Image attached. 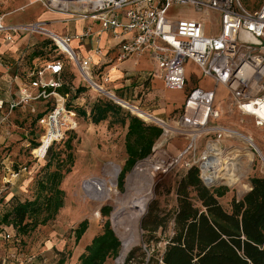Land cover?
Here are the masks:
<instances>
[{"label": "built area", "instance_id": "2783aa9c", "mask_svg": "<svg viewBox=\"0 0 264 264\" xmlns=\"http://www.w3.org/2000/svg\"><path fill=\"white\" fill-rule=\"evenodd\" d=\"M40 1L48 10L60 12L69 11V8H60L62 2H68L70 7L87 5L79 18L99 22L103 31L115 33V30H120L121 34L129 36L117 44L116 62L150 54L167 89L183 90L187 82L185 65L189 61L194 63L202 78L210 80L213 85L210 89L195 87L188 92L177 121V131L190 139L185 153L194 150L202 136L210 134L213 138L205 142L199 156L186 166L196 167L202 184L209 189H235L247 169L252 168L256 157L263 165L264 177V156L253 139L239 130L218 124L221 114L216 108L217 89L223 87L230 99L229 107L242 117L252 118L256 128L264 129V0L255 11L245 9L240 0ZM94 2L101 4L89 7V3ZM179 4L190 5L205 16L215 13L219 33L209 35L206 24L201 20H170L167 17L169 8ZM90 33L88 28L80 35L61 37L49 31L43 22L8 26L0 19V35L5 41L11 42L16 36L23 35L47 36L56 47L57 55L68 58L91 89L117 104L131 107L104 90L109 80L106 73L92 72L90 61L79 58L71 49V39L82 42ZM63 68L61 60L44 59V65L36 70L33 80L18 90L17 99L5 103L0 97V111L12 112L35 101H43L47 105L38 120L41 131L38 146L31 151L38 161L45 158L52 144L64 138L69 128L77 125L76 113L68 108L67 98L56 93L61 86L59 76ZM150 121L164 134L166 128H170L162 120L152 118ZM248 153L253 155L252 161H249ZM1 173H5L3 167H0ZM11 176L17 177L16 174ZM3 184L0 199L7 195L4 191L10 183L6 177ZM9 230L0 232L6 242L14 238ZM10 257L16 258L14 254ZM1 264H5V260Z\"/></svg>", "mask_w": 264, "mask_h": 264}, {"label": "rangeland", "instance_id": "374dc122", "mask_svg": "<svg viewBox=\"0 0 264 264\" xmlns=\"http://www.w3.org/2000/svg\"><path fill=\"white\" fill-rule=\"evenodd\" d=\"M8 1L10 0H0V18L6 13L7 5L5 4ZM240 1L248 11L257 10L263 2V0ZM40 4L42 5L41 1ZM68 8V12L51 11L70 14L73 15L74 18H78L79 14L85 11L83 6ZM167 17L172 21L182 19L201 20L206 24L209 35H216L219 33V21L215 13L210 12L205 16L197 12L195 8L190 5H172L167 12ZM4 21L7 22L8 20L5 19ZM37 40H40L39 45L41 42H47V47L43 49L44 54H52V57L60 56L57 55L56 52L50 51V48L53 50L54 47L51 45L52 41L47 36L40 35ZM60 60L63 62V66L70 65L72 67L70 68L74 70L75 81L73 90L77 88L84 89L76 98L73 94L74 91L71 90V94L68 98V101L74 107L77 125L76 128H69L66 131H71V152L74 163L71 167V172L63 177L59 186V188L64 191V206L52 220L48 221L44 226L40 224L37 225V227L27 235L20 236L18 242H6L1 239L0 264L3 260H5V264H60L59 260H63V264H76L77 244L75 243L74 230L83 220L88 222V231L82 240V244L88 243L95 235L101 233L106 221L109 222L110 228L121 243V238L117 234L116 226L111 219V215L124 208L126 212L119 215L116 220L125 218L126 214L130 211H128L129 206H124V204H127L126 202L132 203V201L134 202V200L143 196L141 186L143 182H145L143 177H147L144 172H140L138 177L132 178L131 176L127 181L125 177L122 190L118 188V176L122 168L121 161L125 157L124 136L126 128H123L119 124L109 123L110 119L96 126H92L89 117L78 115L77 109H88L92 99L97 97V93L82 81L80 75L75 71L68 58L62 56ZM187 69L189 84L187 83L184 90H188L191 87H201L202 83L200 84L198 82L202 77L198 70L191 65ZM225 92L223 87H218L217 103L219 102V104L216 108L221 114V119L218 124L237 128V130L245 135H249L257 145L262 156H264V129L256 128L251 120L229 109L228 105L230 99ZM117 94L123 96V93ZM146 104L151 107V110L162 109L166 105L165 97L162 95L153 99L149 98ZM131 105L136 106V104ZM42 109L43 107L39 106L34 114H41ZM140 110L142 111L143 109L139 106V111ZM124 111L136 116L129 108ZM149 114L152 115V113ZM152 116L161 119L170 129H168L166 134H164V132L162 133L161 137L153 145L149 156L154 153L153 150L158 143H160L159 149L167 154L169 158L172 156H180L181 153L186 150L190 140L186 134L177 131V129H179L177 128V121L180 116V109L172 110L169 115ZM138 118L141 119L140 117ZM141 120L146 124L154 125L151 121ZM35 121L34 115L31 117L30 114V117L27 116L25 119L23 118L18 121L17 128H3L4 130L0 128V137L6 134L5 141L2 143L0 142V167L4 168L5 177L11 176L12 174L17 175V177L13 179L14 190L12 194L9 193L5 195L7 200L14 196L16 199L23 202L25 200H33L39 194L37 183L42 181L46 174L45 165L47 160L37 161L33 158L32 152H30L32 144L38 141L39 135L41 134ZM2 132L4 134H2ZM212 138L210 134L202 136L201 139L197 140L194 150L186 152L177 163L171 164L168 167L164 178L158 183H155L151 188L148 203L138 219L135 232L137 242L131 246L121 263H116V261L121 253L122 243L118 256L108 259L105 264H151L152 262L154 264V262L158 260L166 239L172 233V213L176 206L175 190L177 183L189 169L186 164H190L193 159L197 158L203 150L205 142ZM67 153L68 151L64 149L62 144L57 145L55 147V162L52 161L48 171H54L57 165H61V161L65 162ZM166 160H168V158H166ZM262 172L263 165L260 159L256 157L252 168L247 169V172L235 186V189L232 191L229 189V191L219 199L221 206L225 210H228L231 200L233 198H240L243 190L250 188L251 178H264ZM107 190L116 191L120 199L118 198L112 203L107 202L100 204L99 198L97 197ZM4 203L5 202L0 203V211ZM152 206L155 208L157 207L159 212L165 213L168 216L166 218L167 222L164 231L160 229L156 232L153 235L151 243L148 244L149 237L142 229V220ZM7 208L8 207L5 206L4 210ZM105 208L110 209L109 215L106 217L101 215V211ZM122 219L120 221V226L123 224L126 225L125 220ZM9 231L11 236H13L14 231ZM52 240L54 241V245L50 248ZM11 254L16 256L14 260L11 259ZM129 256H132V258L127 262Z\"/></svg>", "mask_w": 264, "mask_h": 264}, {"label": "trees", "instance_id": "16d2710c", "mask_svg": "<svg viewBox=\"0 0 264 264\" xmlns=\"http://www.w3.org/2000/svg\"><path fill=\"white\" fill-rule=\"evenodd\" d=\"M46 44L47 42H41L42 48L38 49L36 57L60 60L61 55L52 57V54H44ZM51 45L54 48L53 50L50 48V51L55 52L56 47ZM70 67L64 66L59 76L61 86L56 89V93L66 97L68 108L74 110L68 101L75 81L74 70ZM73 91L76 98L84 89L77 88ZM45 106L47 105L44 103L43 111L39 115L29 112L31 117L34 115L37 127ZM123 109L119 104L100 94L92 99L88 109H77L78 115L89 117L91 124L97 125L110 119L109 123L127 126L124 136L126 158L118 176L119 190L123 188L126 175L135 164L151 154L153 145L163 133L158 126L146 124ZM70 134L71 131L66 132L61 141L52 144L45 158L40 160H47V163L46 174L43 180L37 183L38 196L23 202L14 196L8 200L5 197L1 199L0 203H5L0 211V232L4 229L14 231L12 242H18L20 236L27 235L37 225L44 226L63 208L64 191L59 186L63 177L71 172L74 163ZM60 144L68 151L65 162L61 161V165H57L55 170L50 172L48 169L52 161L55 162V147ZM37 146L38 141L32 144L30 152ZM228 191L226 187L206 188L199 178L197 168H189L176 186L172 233L166 239L163 250L154 264H264V178H251L250 190L240 198H233L229 209L225 210L219 199ZM5 206L8 207L6 210ZM109 211V208H105L101 215L106 217ZM167 216L159 212L157 207L152 206L149 209L142 220V229L149 237L148 244L156 232L160 229L164 231ZM87 229L86 220L78 224L74 230L76 244ZM120 247V241L106 221L102 232L93 237L78 257L76 264H105L108 259L118 256ZM131 258L132 256H129L127 262ZM59 263L63 264V260H59Z\"/></svg>", "mask_w": 264, "mask_h": 264}, {"label": "crops", "instance_id": "0c3cea01", "mask_svg": "<svg viewBox=\"0 0 264 264\" xmlns=\"http://www.w3.org/2000/svg\"><path fill=\"white\" fill-rule=\"evenodd\" d=\"M5 5H7L6 13H4L0 19L8 26L43 22L46 24L49 31L61 37H74L80 35L89 28L91 33L87 38H84L82 42L73 38L69 45L79 58L90 61L92 72L99 71L107 74L109 80L108 83L104 85L105 91L111 93L116 99L131 107L139 110L140 106L143 109L140 111L148 114L152 118H155V116L152 115H169L174 109H180L181 112L186 95L193 87L188 90L183 89L180 91L165 88L162 79L157 74L156 64L150 54H145L138 58H129L120 63L116 62L117 44L121 40L129 37L128 35L121 34L120 30H115V33L112 31H103L99 22L89 18H74L70 14L45 10L47 8L40 4V0H10ZM5 19L8 21L5 22ZM121 20L123 21L122 18ZM39 37L40 35L16 36L13 41L7 42L4 37L0 35V97L5 103L17 99L18 90L23 86H27L29 82L33 80L36 70L44 65L45 58L36 57L35 55L38 49L42 48L41 45L39 46L40 40H37ZM190 65L200 73L199 68L194 63L190 61L187 62L185 65L186 85L189 80L187 68L190 67ZM48 76L49 75L46 74L47 78ZM198 83H202L201 87L206 89L212 88L213 85L210 80L204 78L200 79ZM96 93L100 94L99 92ZM117 93H123V96ZM162 95L165 97V107L151 110V107L146 104L147 99H153ZM217 99L218 95L216 94V107L219 104V102L217 103ZM131 104H136V106H132ZM43 105V101H35L18 107L12 112H8L6 109L0 111V128L2 130H4L3 128H17L20 119H25L29 112L34 114L39 106L43 107ZM119 105L124 109H128L121 104ZM228 108L231 109L229 105ZM41 111H43V109ZM234 111L237 112L236 110ZM149 113H152V115ZM244 118L253 122L250 117ZM91 125L96 126L94 124ZM126 127L125 125L123 128ZM234 129L237 130V128ZM2 134L4 133L2 132ZM5 136L6 134L0 137L1 143L5 141ZM125 158L126 156L121 161L122 165ZM6 179L10 184L6 186L7 189L5 188L4 195L9 193L12 194L14 190V177L8 176ZM4 181L5 177L3 173H1L0 189H4ZM249 190L250 188L243 191V193L245 194ZM87 231L77 243L76 261L84 252L85 247L90 244L93 239H90L88 243L82 244V240ZM1 239L2 237H0V241ZM50 245V248H52L54 245L53 240Z\"/></svg>", "mask_w": 264, "mask_h": 264}, {"label": "bare ground", "instance_id": "6f19581e", "mask_svg": "<svg viewBox=\"0 0 264 264\" xmlns=\"http://www.w3.org/2000/svg\"><path fill=\"white\" fill-rule=\"evenodd\" d=\"M81 1H85V0H81ZM100 4H101L100 2L89 3V7L93 6L92 8H95V7H98ZM86 6H84V7H86ZM68 7H70L68 2H62L60 4V8H62L64 10L67 9ZM70 8H75V7H70ZM129 109L145 121L152 120V118L150 116H148V114L146 115L145 113L137 110V108L129 107ZM168 129H170V128H166L167 131H168ZM159 145H160V143H158L155 146V148L153 150L154 153L151 156H149L145 160L139 162V164L138 163L136 164L132 178L138 177L140 172H142V173L144 172L145 176H147V177H143L145 182H143V184L141 186L142 190H143V196H141L140 198L137 197L138 199L134 200V202L132 201V203L126 202L127 204H124V206L125 205L129 206L128 211H130L128 214H126L125 218H123L125 220L126 225L123 224L124 226L123 225L120 226V224H121L120 221L122 218L116 220L119 217V215H122L123 213L126 212V210H124V208H123V210H120L119 212H116V213H112V215H111V219H112V221H114V225L116 226L117 234L121 238V243H122V249H121V253L119 256V263H121L124 260L127 253L129 252L131 246L137 242V236L135 235L136 224L138 222L140 215L143 213V211H144V209L148 203L151 188L155 185V183H158L159 181H161L164 178L166 170L168 169V167L171 164L177 163L180 160V158L182 157V155L185 154V151H184L183 153H181L180 156H177V157L172 156L169 158L167 156V154H165L164 152H162L159 149L160 148ZM166 158H168V160H166ZM248 159H249V161H252L253 155L248 153ZM167 161L170 163H168ZM133 195H135V194H133ZM97 198H99L100 204L107 203V202L112 203V202H115V200H117L119 198V194L116 191L107 190V191H105V193L103 192L102 194L98 195Z\"/></svg>", "mask_w": 264, "mask_h": 264}, {"label": "water", "instance_id": "95a60500", "mask_svg": "<svg viewBox=\"0 0 264 264\" xmlns=\"http://www.w3.org/2000/svg\"><path fill=\"white\" fill-rule=\"evenodd\" d=\"M134 167H135V166H134ZM134 167H133V168L131 169V171L127 174V176H126V181L129 179V177H131V176L133 175ZM242 195H244V194H242ZM242 195H241V196H242ZM119 256H120V255H119ZM116 263H119V257H118Z\"/></svg>", "mask_w": 264, "mask_h": 264}]
</instances>
